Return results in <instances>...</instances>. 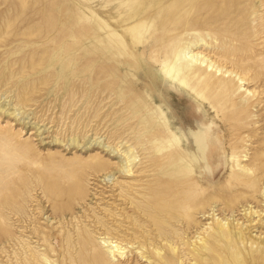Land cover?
I'll return each mask as SVG.
<instances>
[{"label": "rangeland", "instance_id": "obj_1", "mask_svg": "<svg viewBox=\"0 0 264 264\" xmlns=\"http://www.w3.org/2000/svg\"><path fill=\"white\" fill-rule=\"evenodd\" d=\"M114 1L0 0V264H146L137 243H120L112 253L106 242L129 241L132 234L130 220L119 214L133 211L120 194L140 206L146 188L160 183L154 148L192 143L180 131L196 116L192 103L204 107L201 122L215 129L211 150L215 143L218 155L198 165L207 163L205 172L219 162L221 177L203 179L210 195L238 185L231 177L245 176L249 184L264 178V0L247 8L240 0L219 14L220 0L191 18L203 23L206 13L214 16L205 29L166 16L168 28L151 30L156 40L137 37L134 46L123 42L122 27L131 20L119 25L108 11ZM188 49L245 80L208 71L189 59ZM193 68L203 72H188ZM169 89L176 92L171 108ZM186 160L192 162L189 154ZM263 197L264 181L230 211L219 201L198 205L195 219L209 224L214 210L217 217L247 220L253 235L264 236V213L250 225L243 217L250 207L264 211ZM135 217L141 235L150 234ZM172 226L175 235L158 242L183 240L195 230ZM243 246L254 256L252 240ZM181 249L189 248L181 243Z\"/></svg>", "mask_w": 264, "mask_h": 264}, {"label": "bare ground", "instance_id": "obj_2", "mask_svg": "<svg viewBox=\"0 0 264 264\" xmlns=\"http://www.w3.org/2000/svg\"><path fill=\"white\" fill-rule=\"evenodd\" d=\"M239 1L222 0L224 4L223 6L220 5L218 13L220 14L221 11L231 12L232 6L237 5ZM247 1L248 3L244 5L245 8L254 5V0ZM219 4L220 0H115L108 11L114 10L116 12L113 21L119 25H123L127 19L131 20V23L127 27H122L124 33L123 42L134 46L137 44V37H140L145 42L156 40L158 35L155 36V31L152 33L151 30H161L164 25L168 28L170 25L166 16L175 20L181 17L183 26L191 25L194 28L202 29L207 21H211L214 18V16L207 14L208 10L218 7ZM116 7L118 9H115ZM203 12H207L204 16H209L205 18L206 22L190 21L191 18ZM153 35L155 36L154 39L152 38ZM168 40L171 41L172 38H168ZM191 52L192 50L188 49L187 54L190 55L189 59L195 62H202L199 63L205 64V68L208 71L214 69L215 74L220 73L224 78H229L226 77L227 74L231 76L234 74L225 70L224 66L216 65L217 62L208 60V58H205L200 53L193 54ZM139 55H144V53ZM188 72H194V75H196L197 73H202L203 69L193 68L192 70L189 69ZM234 78H237V81L241 82L245 80L237 74H234ZM232 80L229 79L228 83L232 84ZM171 92L176 93L171 89L168 90V97L165 103V106L168 108H171ZM259 103H263L264 106V97L259 98ZM189 106L191 111L196 113V116H193L191 122H187L185 126L181 125L180 131L185 135V137L182 136L183 141H191L192 143L179 149L175 148L171 143L163 141L154 148V155H157V157L154 160L152 169L160 175V183L157 184V188H146L145 194L147 198L140 200V206H138V203H133L132 197L126 199L122 193L120 194L122 202L130 205L133 211L132 214L125 215L124 210L121 209L119 214L123 219L127 218V220H130L129 226L132 227L130 230L132 234L129 241L117 237L119 239L116 238L117 240L114 242L118 243L115 244L116 246H114L112 241L113 237L109 240L107 239L108 250L114 253L115 248L117 251L122 249L121 246H118L120 243L128 242L127 245L137 243L135 251L146 264H264V236L253 235V231H251L253 226L250 225L257 218L261 219L264 211L253 209L252 207L244 210L243 217L249 218L250 227L245 223L248 222L247 220L245 222L239 220L238 222L233 216L231 220L229 218L226 219L224 216L217 217L214 210H212L210 215L208 214V216H211L210 219H207L211 220L209 224L200 225L201 221L195 219L197 211L195 208L200 204L205 209L219 201L229 211L234 209L233 205H236L240 200L247 201L250 197L255 196V191L264 181V178L251 181L252 183L249 184L245 180V176L244 178H239V181L231 177L227 181L235 182L238 185H227L225 188L220 189L216 196H211V193H209L211 183L204 182L203 179L210 180L221 177L219 162L217 160L216 164L209 171L206 170L204 172L203 167L214 154L218 155V148L215 143L213 151L211 150V139L215 129L206 127L201 122L199 112L200 110H204L201 104L192 103ZM163 112H165V109H163ZM190 130L191 134L188 135ZM219 135L225 134L222 132ZM168 149L170 150L169 153ZM173 151L174 153L172 154ZM188 154L192 162L186 160ZM202 161H206L207 163L198 166ZM122 168L123 172L132 173V169L129 167L122 165ZM184 168L191 169L193 174ZM121 187V184H119L118 188ZM207 195L209 196L206 198L205 196ZM65 203L69 204L68 202ZM189 208H192V211ZM233 211L231 212L233 213ZM137 215L141 221L148 224V227L151 229L150 234L141 235L135 221L137 219L135 216ZM175 222H182L186 230L193 228L195 230L191 236H186L183 240L175 239L174 242L173 239H169L166 244L158 242L157 239L160 236L166 237L169 233L175 235L172 226ZM123 233L126 234V232ZM248 238L257 246L254 250V256L244 249L243 244ZM230 239L233 242L232 246H225L224 241ZM181 243L189 248L188 251L181 249ZM133 251L131 248H128V252L133 253Z\"/></svg>", "mask_w": 264, "mask_h": 264}]
</instances>
